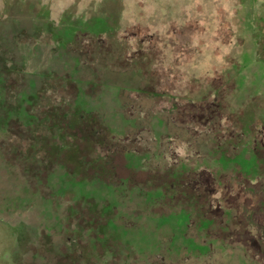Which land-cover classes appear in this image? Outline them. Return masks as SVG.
Returning a JSON list of instances; mask_svg holds the SVG:
<instances>
[{
  "label": "rangeland",
  "instance_id": "1",
  "mask_svg": "<svg viewBox=\"0 0 264 264\" xmlns=\"http://www.w3.org/2000/svg\"><path fill=\"white\" fill-rule=\"evenodd\" d=\"M236 2L0 0V264H264V0Z\"/></svg>",
  "mask_w": 264,
  "mask_h": 264
},
{
  "label": "flooded vegetation",
  "instance_id": "2",
  "mask_svg": "<svg viewBox=\"0 0 264 264\" xmlns=\"http://www.w3.org/2000/svg\"><path fill=\"white\" fill-rule=\"evenodd\" d=\"M10 1H12V0H10ZM230 2L232 1V3L234 2V6L233 7H231V9H233L235 12H237L236 10L238 9V2H236V0H229ZM231 3V4H232ZM264 3V2H263ZM250 7V6H249ZM224 7L223 6H220L218 9H216L217 11L215 12V14L216 15H218L219 17H220V15L219 14H221V11H222V9H223ZM249 9H252V7H250ZM232 10H230V12H231ZM264 10H262L261 12H263ZM233 12V11H232ZM249 13V12H248ZM247 13V14H248ZM254 13H252V16L251 15H249V16H246L245 17V25L247 26V31H248V35L250 34V36H251V38H252V43L253 44H251V45H253L252 46V48H249L248 50H246V54H247V56H245V54H242L241 52H240V56L241 57H245V59L246 60H250V61H254L255 59H254V57L255 56H258L257 54V50H256V46H259V35H258V28H256V26H257V24L256 23H253V21H260V19H258V17L259 18H261V21L263 22L264 21V16H257L256 18H255V15H253ZM236 15V14H235ZM237 15H238V12H237ZM221 18V17H220ZM230 26H233L232 24H229ZM127 26H141L140 24H128ZM202 26H205V24H203ZM220 26H225V25H223V23H220ZM263 30H264V28H262ZM254 32H256V34L255 35H252ZM236 36V35H235ZM264 41V40H263ZM225 44H227V45H232L231 43H225ZM263 44L264 43H262L261 44V48L262 49H264V46H263ZM233 45H236L237 47L238 46H240V48H241V43L240 44H236L235 42H233ZM250 45V46H251ZM239 48V47H238ZM258 50H259V52H260V49L258 48ZM256 53V54H255ZM263 53V52H262ZM253 57V58H252ZM256 61V60H255Z\"/></svg>",
  "mask_w": 264,
  "mask_h": 264
}]
</instances>
